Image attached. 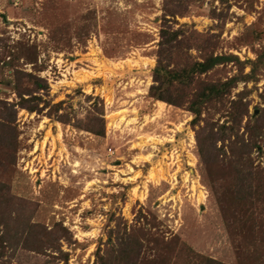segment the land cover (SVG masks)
I'll return each instance as SVG.
<instances>
[{"label":"rangeland","instance_id":"374dc122","mask_svg":"<svg viewBox=\"0 0 264 264\" xmlns=\"http://www.w3.org/2000/svg\"><path fill=\"white\" fill-rule=\"evenodd\" d=\"M167 25L204 47L191 48L192 57L233 54L248 62L243 74L264 52V0H0V120L16 147L0 146L3 214L29 215L55 246L42 250L28 229L31 247H0V264H64L65 257L67 264H264V202L226 203L229 224L220 207L232 163L239 166L230 161V140L223 146L217 134L211 143L205 136L201 156L193 115L148 95ZM239 69L227 63L200 79L225 80ZM19 72L47 84L34 90L23 75L33 91L24 98L41 97L40 111L18 105ZM251 79L226 97L245 93L238 135L255 112L264 117V62ZM59 102V112L51 109ZM229 106L203 111L217 120L214 131ZM62 113L68 122L58 120ZM94 117L103 135L87 131ZM257 143L249 159L264 178V130Z\"/></svg>","mask_w":264,"mask_h":264},{"label":"trees","instance_id":"16d2710c","mask_svg":"<svg viewBox=\"0 0 264 264\" xmlns=\"http://www.w3.org/2000/svg\"><path fill=\"white\" fill-rule=\"evenodd\" d=\"M167 11L170 12L172 16L175 14L172 10ZM159 37L157 60L152 72L153 83L149 87L148 95L154 100L163 101L169 105L176 107L183 106L193 115L190 124L194 128L199 126L197 144L201 156L204 154L205 149L203 138L206 136L205 143H211L215 141V135L217 134L220 141L223 142V146H225V140H230L228 148L230 151L229 154L231 158H233H230V161H234L235 163L239 162V166L232 163L234 179H230L229 184L224 188V195L218 197L226 223L229 224L230 212H227L229 209L226 207V203L232 204L234 207H240L242 203L244 205L255 206L257 203L264 202L263 171L254 168L252 166L253 161L249 159L251 151L255 148H259L257 141L264 130V117L259 116V112H255L244 124L243 133L238 135L236 128L241 127L242 119L248 114V107L244 101L245 93L241 91L237 94L236 99H226V97L231 94L232 88L235 87L236 83L239 81L246 82L252 80L251 78L256 66L264 62V60L262 61L264 52L261 53L257 61H250L249 64H252V73L243 74V67L248 62L240 61L236 55L214 54V52L209 51V53H204L203 57L200 59L192 57L189 53L191 48H195L202 53L204 47L199 44L191 47L193 45L186 41L182 28L173 30L171 26H163L160 29ZM234 62L239 64L240 74L218 81L200 79L203 74H206L217 66ZM17 74L12 84L20 99L18 105L29 112L40 111L41 108L38 107V103L42 100L41 97L29 95L27 98H24L25 92L30 91L29 88L25 89L23 85V75L32 83L34 90L47 89V84L39 77H35L30 73L19 72ZM31 93H33L32 90L30 94ZM226 102L230 103V106L226 109V116L228 119L222 125L216 124L217 129L214 131L215 127L213 123H217V120L215 122H210L208 118L203 116V111L208 110L214 104L222 103L225 105ZM62 104L63 102H59L53 105L51 109L59 112L62 108ZM2 115L5 120L8 117L12 119V114L6 111ZM57 118L60 122H68L70 120L64 113L57 115ZM93 120H95L94 123H89L87 131L95 135H103V124L102 127H98L96 122V120L101 119L94 117ZM100 122L103 123V120ZM201 122H203V125L200 124ZM7 126L6 121L0 120V146L6 145L8 148L16 149L13 133ZM201 131L202 134L200 136ZM246 134L248 135L247 139L244 136ZM220 152H225L222 146L219 149V153ZM7 202L8 200L0 197V224L3 225L0 234V247L9 244L15 248L23 246L22 248L28 250V248L31 247L29 245H31L30 241L32 240H29L27 230L35 228L38 238H35L34 242L43 244L42 250L44 248L48 249L49 247L55 248L53 240L51 239L52 232L42 231L43 227L39 228L37 225L30 224L29 215H24L22 211L16 209L18 212L15 216L10 217L11 214H8L7 218L5 214H3V206L7 205ZM242 217L243 216L240 217V220ZM62 230L65 231L63 227ZM125 236L129 237L130 235ZM127 241H129L127 238H123V243L126 242L127 245H130L131 243ZM35 246L37 247L38 245L36 244ZM57 249H59V246H57ZM121 252L122 255H124L123 251ZM13 255H15V251ZM64 256L66 255L64 254ZM97 257L99 260L102 259L99 252H97ZM66 260L67 258L65 257L64 264H67ZM204 263L224 264L211 258H206ZM101 264H105V262L102 261Z\"/></svg>","mask_w":264,"mask_h":264}]
</instances>
